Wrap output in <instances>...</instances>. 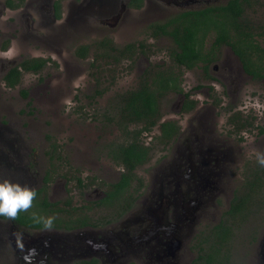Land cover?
<instances>
[{
  "label": "flooded vegetation",
  "instance_id": "flooded-vegetation-1",
  "mask_svg": "<svg viewBox=\"0 0 264 264\" xmlns=\"http://www.w3.org/2000/svg\"><path fill=\"white\" fill-rule=\"evenodd\" d=\"M82 1L0 0V47L3 49L2 46H7L13 39L21 41L27 36H33L34 43H40L42 49H45V44L55 45L67 41L72 37V28H75L74 24L68 19L70 16L68 5L71 2V4L77 6ZM116 1L119 2L118 8L111 12L107 9L106 18L99 19L102 13L99 14L98 10H90V17L93 21L98 19L100 24L108 25V27H101L100 39H97L94 43L76 45L72 53L71 50L69 51L68 56L73 60H92L93 62L96 60V65H101L102 73H112L114 76L124 64H130V67L133 68L141 58H145L148 63L135 81V83L138 81L137 86H132L123 91L119 90L117 91L118 95L112 97L113 102H109L107 105L109 107L107 110H110V112L106 114L105 122L108 123L111 119L115 121V118L118 121L122 120L121 110L125 108L126 99L133 91L139 89L142 81L152 82L150 77L152 71L148 73L146 70L148 67L152 64V67L159 64L165 65V68H167L172 64V47L169 50L168 58L171 62H167L166 59L160 63H151L152 61L149 60L155 52L152 45L154 40L167 38L173 46L172 38L163 35L162 31L157 34L155 25H164L168 19L180 12L221 6L228 3L229 0ZM176 3L180 7L179 9L176 8ZM157 4H159V8L167 7L169 12L166 11L160 15L162 17L156 18L155 13L158 10L155 11L154 8ZM112 12H115L116 15L110 17L109 15ZM247 12L251 16L252 11L247 9ZM110 19L113 20L108 21ZM140 24H143L144 27L139 34L142 32L145 36L144 39L125 38L120 43V37L117 39L113 35L116 28H127ZM255 24V28H257V25L261 23ZM91 25L93 24L91 23ZM97 28H100V26L97 25ZM33 29H44L46 32L45 39L35 31L33 33ZM131 31L137 33L136 28L131 29ZM149 39H152V41H149ZM82 46H86L87 49H83ZM98 46L100 49L97 51ZM212 46V42L207 44L210 49H212ZM53 49L56 51L55 47ZM81 51L83 54L80 53ZM99 51L103 55L96 53ZM215 51V60L210 64L208 70L205 62H199L192 69L183 68L181 72L183 74L179 77L183 92L169 93L160 98L161 115L158 123L150 131H144L141 135V142L151 148L149 158L135 167L136 176L130 184V191L123 193V196L118 199H105V197L108 195L109 186L118 182L125 171L122 165L117 164L109 156L111 147H116L120 143L119 140L113 139L98 143V147L95 149L91 144H86V146L70 145L75 147L73 150L75 152L68 160L64 154L66 151L63 144L61 145L54 139L45 141L41 139V150H43L44 156L47 157V166H45V161L36 153V142L32 141L33 144H29L31 140L27 138L26 132L23 131L25 129L24 123L14 122L11 119H0V179H10L13 182L34 187L37 190L36 201L38 203H44V196H47L48 201L52 203L48 206V209H43L44 206H41L42 208H30L27 212L19 213L15 219L0 217V264H193L195 257L190 258V262L183 260L185 256L183 252L180 253V248L183 245L186 247L189 239L192 238L193 234L190 235L189 233L197 218L193 221L186 220V218H176L175 202L177 207L180 208L182 199L186 202L191 201L196 213L198 212L197 217L201 216L209 207L213 198L220 194V184L228 177L229 167L232 162L234 163L238 154H236L234 145L232 147L225 140L220 143L221 140L216 139L218 124L214 120L213 109L215 107L213 106L208 114H201L202 109L205 111V106H199L200 100L185 89L184 73L197 70L204 75L201 79L218 80L217 76L221 77L222 81L229 87H235L238 92L242 91L245 74L253 78L246 71L241 57L231 46L221 44ZM209 52L210 50L207 53ZM54 55L57 56L52 50L47 53H31L21 56L18 60H9L10 64L8 65L1 64L0 71L3 72L5 85L9 88H17L21 85L26 73L40 74L44 72L49 64L57 62L53 57ZM232 56L237 58L239 62L237 66L232 63L234 61H231V64L226 61L228 58H233ZM0 59H2L1 55ZM32 59L46 60V64L39 71L22 70L16 85H9L8 81L5 80L8 71L20 65L21 62ZM219 67H223L226 75L219 72ZM212 68L213 70L215 68L216 71L214 72ZM177 71L180 73V70ZM104 90L98 89L96 93L98 96H102ZM172 94L177 95L179 98V110L186 114L194 113L195 118L184 131L175 122L178 127L177 131L169 139L162 128V124L171 122V119L164 118V108L168 97ZM187 94H189V97ZM25 95L30 98L31 92H25ZM96 99L97 97L94 98L93 103H90L91 108L97 107L99 100ZM187 99L196 102L194 108L185 109L184 104ZM28 104L32 105L33 103L29 101ZM214 104L221 106L218 100ZM107 106L105 108H108ZM228 122L232 124L231 131L240 135L237 136V140L244 141L247 137L242 135L243 131H252L251 128L256 125V118L254 116L249 117L242 111H235L230 114ZM139 124L144 125L145 123ZM258 126H260V133L263 134L264 122L263 124L259 123ZM116 127L118 128V126ZM118 129L120 135L125 137L120 126ZM131 129H134V125H131ZM155 130L158 131L154 134ZM151 133L152 139L151 142H148L147 137ZM227 137L229 138L227 141L232 140L229 136ZM68 139L70 141L74 140L73 137ZM153 140H155V143ZM175 142H177V145L178 142L183 145V152L179 151L175 156V164H177L176 178L170 175L172 172L171 161L168 162L169 159H165L169 156L170 144ZM159 150H163L164 153L158 155L157 152H161ZM205 150L208 151L205 153ZM93 151H99L98 158L103 156L120 168L116 180H110L108 176L106 178L84 176L82 171L78 170L77 173H72L66 178V182L72 183L74 188L72 190V188L67 189L64 186L63 189L67 197L61 199L58 196L59 191L53 184L55 175H58L64 167L69 169L71 166H67L68 163L84 165L86 163L84 157ZM241 151L242 149L237 153H241ZM91 162L88 161L84 166ZM151 163H160L161 165L154 171L151 178L146 180V176L138 173V169L146 165L149 166ZM205 165L209 166L208 169L210 170L207 179L201 174ZM246 167L245 184L251 173L250 166L246 165ZM94 185L98 186L90 191ZM75 193L81 198H76ZM130 193L132 196H130ZM165 204L166 215L167 208L170 207L168 210L170 221L174 226L180 223L179 228L175 229L174 235L169 234L173 229L168 230L160 226V218L155 212H151L152 208L159 205L165 207ZM262 210L264 211V207ZM33 213L44 217L54 216L55 220L52 228L47 229L42 223L34 222L32 219ZM263 219L264 215H261L260 221ZM76 220L77 224L74 222ZM83 222L85 223L83 224ZM189 225L191 227L187 230L185 227ZM196 230L198 229H193L192 232ZM214 235L212 231L211 235L201 236V242L204 245L212 243L211 237ZM206 237L209 240L206 241ZM262 244L264 250V242ZM179 245L180 247H178ZM31 249L35 250L34 255L29 251ZM191 253L193 252L191 251ZM246 264L251 263L246 262ZM255 264H264V255Z\"/></svg>",
  "mask_w": 264,
  "mask_h": 264
},
{
  "label": "rangeland",
  "instance_id": "rangeland-1",
  "mask_svg": "<svg viewBox=\"0 0 264 264\" xmlns=\"http://www.w3.org/2000/svg\"><path fill=\"white\" fill-rule=\"evenodd\" d=\"M118 5L119 2L117 3L116 0H83L77 6L70 2L68 5V13L70 16L68 19L74 24L73 26L75 28H72V37L67 41L55 45L45 44V49H42L40 43H34L33 36H27L21 41L13 39L7 46H2L3 49L0 47V55L2 58L0 59V69L1 64L8 65L10 64L9 60H18L26 54L47 53L50 50L57 54V56H53L57 62L49 64L46 70L40 74L33 72L26 73L21 85L17 88H9L6 86L2 75L3 72L0 71V119H11L14 122L24 123L25 129L23 131L26 132L27 138L31 140L29 144L31 145L33 142H36V153L45 161V166H47V157L44 156L43 150H41V139L44 141L54 139L61 145L63 144L64 150L66 151L64 154L68 160L75 152L73 151L75 147L70 145L78 144L86 146V144H91L95 149L98 147V143L108 142L113 139L122 142L125 139V137L120 135V130L118 129L120 121L118 119L115 118V121L111 119L109 123L105 122L107 118L106 114L110 112V110H107L109 109L107 105L109 102H113L112 97L118 95L117 91H123L132 86H137L138 81L136 83L135 81L139 73H142V70H144L145 65L148 64L145 58L139 59L134 65V69L130 67V64H124L121 66V69H116L117 72L114 76L112 73H102L101 65H96V60L94 62L92 60L82 61L79 59L73 60L71 57H68L69 51L71 50L72 53L76 45L81 43H94L97 39L101 38V27H108V25L100 24L98 19L93 21L90 17V10H98L99 14L102 13L99 16V19H101L102 17H107L105 15L107 9L111 12L114 9L116 10ZM178 6L177 4L176 8L179 9L180 7ZM154 10H158L155 13L156 18L162 17L160 15L166 11L169 12L167 7L159 8V4L156 5ZM257 10L256 12L252 11V20L255 23H264V10ZM173 11L175 10L173 9ZM115 12H112L109 16H115ZM111 20L113 19L108 21ZM97 25L100 28H97ZM143 27V24H140L134 25L133 27L116 28L113 35L117 39L120 37V43L125 38L144 39L145 36L143 33L141 32L139 34L143 30ZM133 28H136L137 33L131 31ZM34 31L45 39L46 32L44 29H33L32 32L34 33ZM71 39L72 41H70ZM149 41H152V39H149ZM152 45L155 52L150 59L148 58L152 61L151 63H160L166 59L167 62H171L168 59L169 50L172 47L169 39L154 40ZM54 47L56 51L53 49ZM226 61L230 64L231 61H234L232 63H235V66L239 64L235 57L228 58ZM218 66L220 65L218 64ZM213 71H216L215 68ZM219 72L226 75L223 67H219ZM184 74L185 89L200 100L199 106H205V111L202 109L201 114H208L213 109V106L215 107L213 109L214 120L218 124L216 139L221 140L219 141L220 143L225 140L232 147L234 145L236 154H238L236 155L234 163L232 162V165L229 167L228 177L220 184V194L213 198L209 207L201 216L197 217L198 212L196 213V209L194 205H191V201L186 202L182 199L180 208L177 207L175 202L176 218H186L189 221L197 218L192 228L198 230L192 232L193 229L191 228L189 234H193L192 238L189 239L186 247L183 245L180 248V253L183 252L185 256L183 260L190 262V258L194 256V259H196L200 253H204L208 248V244L204 245L201 242V236L211 235L213 228L222 220L220 218L223 217L224 212L231 206L236 194L244 191V180L245 176H247L246 165L252 166L253 163L260 162V160L264 159V133H260V126H258L259 123L263 124L264 122V81L255 80L245 74L242 91L238 92L235 90V87H229V85L222 81L223 79L221 77L219 78L217 76L218 80L201 79L204 75L197 70L186 71ZM39 80L40 82L36 83ZM98 89H105L102 96H98L96 93ZM25 92H31L30 98H27ZM95 97H97L96 100H99L98 105L97 107L91 108L90 103H93ZM217 100L221 103V106L214 104ZM29 101L33 104L29 105ZM178 102L179 98L177 95L172 94L168 97L164 108V118L171 119V122H176L184 131L193 122L195 116L194 113H182L179 110ZM106 106L108 108H105ZM235 111H242L249 117L254 116L256 118V125L254 128H251L252 131H243L242 135L247 137L244 141L237 140V136L240 135L231 131L232 124L228 122L230 114H233ZM157 131L155 130L154 134ZM151 135L152 133L147 137L148 142H151ZM232 135L234 136L232 137ZM227 136L232 140L227 141L229 140ZM70 137H73L74 140L70 141L68 139ZM153 141L155 143V140ZM170 145V148L168 147L169 156L165 159H169L168 162L171 161L172 172L170 175L176 178L177 164H175V156L179 151H182L183 145L179 142L178 145L177 142ZM240 149H242L241 153H237ZM159 151L161 152H157L158 155L164 153L163 150ZM207 151L205 150V153ZM98 152L93 151L84 157L86 163L92 161L87 166H84L86 163L84 165L79 163L72 165L68 163L67 166H71L69 169L64 167L58 175H55L53 184L56 186L57 191H59L58 196L61 199L67 197L63 189L64 186L67 189L72 188L73 190L74 188L72 183L66 182V178L72 173H77L78 170H81L84 176H95L98 178H106L108 176L110 180H116L120 168L103 156L98 158L97 156L100 155ZM152 163L149 166L146 165L138 169V173L146 176V180L150 179L154 171L161 165L160 163ZM208 167L206 165L203 166V170L201 171V174L206 179L210 173ZM95 186L98 185L92 186L90 191H93ZM50 189L52 190V188ZM50 193L53 194L52 191ZM75 196L76 198H81L77 194ZM169 208H167V215L166 204L165 207L159 205L152 208L151 212H155L158 218H160V226L168 230L173 229L169 234L174 235L175 229L179 228L180 223L174 226L170 221V215L168 214ZM101 210L104 212L103 209ZM243 214V216L248 218L247 222L243 224L242 228L237 229L238 232H234L228 239V241L231 240L230 243H233L230 264H246V262L255 264L264 255L262 248V243L264 242V219L260 221L261 215H264V211L260 208L256 215L248 214V212ZM189 227L191 226L189 225L185 228L188 230ZM217 240V235L211 237L212 242ZM174 244L172 245L174 246ZM218 257L225 261L227 259L225 250L219 251Z\"/></svg>",
  "mask_w": 264,
  "mask_h": 264
},
{
  "label": "trees",
  "instance_id": "trees-1",
  "mask_svg": "<svg viewBox=\"0 0 264 264\" xmlns=\"http://www.w3.org/2000/svg\"><path fill=\"white\" fill-rule=\"evenodd\" d=\"M247 9L253 12L258 11L257 9L264 10V0H229L221 6L180 12L168 19L164 25H155L157 34L162 31L163 35L170 36L173 40L172 64L167 68L159 64L148 67L147 72L152 71V82L142 81L139 89L133 91L126 99L125 108L121 110L122 120L119 122L125 139L116 147H111L109 154L125 171L118 182L109 186L105 199H118L123 193L130 191V184L136 176L135 167L145 162L151 151L150 146L141 142V135L158 123L161 115L160 98L169 93L183 92L179 77L183 74L181 72L184 67L192 69L199 62H205L208 70L215 60V50L221 44H227L241 57L246 71L255 80L264 81V23L255 28L256 24ZM209 42H212V49L207 47ZM82 48L87 49L86 46ZM99 49L98 46L97 51ZM80 53L83 54L82 51ZM96 53L103 55L100 51ZM45 64L46 60L43 59L25 60L11 68L5 80L14 86L19 81L22 70L39 71ZM177 70H180V73ZM187 96L189 97V94ZM195 105L194 100L187 99L184 107L189 110ZM131 125H134V129H131ZM162 128L171 139L178 127L174 122H165ZM250 170L244 191L236 194L230 208L224 212L222 220L212 230L218 240L208 243V248L199 254L193 264H230L233 243L228 239L247 222L248 218L243 216V213L256 215L259 209L264 207V164L253 163ZM36 200L33 201L32 208L44 206L43 209H48V206L52 205L47 196H44L43 204ZM74 222L77 224V220ZM222 250H225V261L218 257V252Z\"/></svg>",
  "mask_w": 264,
  "mask_h": 264
},
{
  "label": "clouds",
  "instance_id": "clouds-1",
  "mask_svg": "<svg viewBox=\"0 0 264 264\" xmlns=\"http://www.w3.org/2000/svg\"><path fill=\"white\" fill-rule=\"evenodd\" d=\"M264 164V159L260 160ZM37 197V190L34 187L13 182L10 179H0V217L15 219L21 212H27L33 207V201ZM32 219L36 223H42L45 228L51 229L55 217L39 216L32 214ZM33 255L35 250H29Z\"/></svg>",
  "mask_w": 264,
  "mask_h": 264
}]
</instances>
